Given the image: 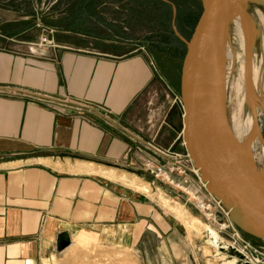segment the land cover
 Wrapping results in <instances>:
<instances>
[{
	"label": "crops",
	"instance_id": "0c3cea01",
	"mask_svg": "<svg viewBox=\"0 0 264 264\" xmlns=\"http://www.w3.org/2000/svg\"><path fill=\"white\" fill-rule=\"evenodd\" d=\"M22 18H0V264H45L81 238L145 255L138 244L150 228L162 238L158 264H176L175 217L76 162L152 178L142 161L181 144L179 98L168 105L148 95L158 72L142 46L64 28L44 35ZM61 235L69 244L60 249Z\"/></svg>",
	"mask_w": 264,
	"mask_h": 264
},
{
	"label": "rangeland",
	"instance_id": "374dc122",
	"mask_svg": "<svg viewBox=\"0 0 264 264\" xmlns=\"http://www.w3.org/2000/svg\"><path fill=\"white\" fill-rule=\"evenodd\" d=\"M159 1L0 0V18L14 15L15 17H23L21 20L23 22L29 21V17H33L35 26L44 35L61 28L77 32L69 26L78 19L82 22L79 26L80 31L85 30L97 35L110 36L115 40H124L129 44L127 47L142 46L158 72V76L149 88L148 95L152 96L155 102L160 103L163 101L168 105L172 101L173 94L175 99L179 98L180 113L178 115V112H176L175 116L173 115L175 118L173 121L178 131L175 130L179 132L181 144L178 143L177 149L172 150L185 153L180 135L182 109L179 94V76L182 58L186 49L185 43L189 39L200 15L202 3L201 0H167L166 4L171 5L173 7L171 8V6L168 7L169 5L161 3V0ZM243 5L253 19V31L249 44L241 50L236 47V37L232 28H230L228 34L229 48L233 49L236 56L234 61H230L231 76L227 86L228 90H226V112L229 125L232 123L239 124L237 131L239 129L246 130V120L253 113L247 94L251 89V83L246 76V71L250 66H252V69L255 67V71L253 70L251 73L255 93L257 96L264 98V5L258 0H244ZM88 25H92L93 29H88ZM145 96H147V93ZM255 108L254 118L259 126L263 142L258 138L253 140L255 147L253 165L257 171H262L264 167L262 159L264 110L259 106ZM164 127L167 128V126ZM164 139L165 142L167 136ZM121 171L124 170L118 172ZM132 173L149 183V194L142 193L164 213L175 217L158 200L159 193L167 198L169 202L176 200L182 203L191 214L200 218V212L192 204L185 203L182 192L168 186L165 187L156 181H152V178L142 176L135 171H132ZM191 177L193 176L191 175ZM176 194L179 197L176 198ZM183 195L185 196V194ZM175 219L181 230L177 236L180 239L177 241L179 243L178 249L173 256L181 255L179 258H174L176 264H223L221 257L210 254L208 249L205 250V237L202 234L201 236L197 235L194 231L188 233L180 220L176 217ZM238 230L241 237L249 243L253 251H264L263 238L246 233L240 228ZM141 241L138 247H145V255H142L141 249L139 250L137 247L130 249L104 246L93 244L90 241L84 246L78 247L75 246L76 242L74 241V245L70 248L72 250L68 254L64 256L57 255V258L52 257L50 261H45V264H146L149 263L148 261L158 264L161 258H159L157 247L162 241L161 235L150 228L143 234ZM211 250L213 249L211 248ZM146 255H148V259ZM227 255L229 256L228 259L231 255H235V252L228 248Z\"/></svg>",
	"mask_w": 264,
	"mask_h": 264
},
{
	"label": "water",
	"instance_id": "95a60500",
	"mask_svg": "<svg viewBox=\"0 0 264 264\" xmlns=\"http://www.w3.org/2000/svg\"><path fill=\"white\" fill-rule=\"evenodd\" d=\"M202 10L186 41L179 76L180 135L209 192L218 197L233 223L264 239V183L243 159L229 126L223 72L233 7L250 13L236 0H201ZM264 5V0L261 1ZM209 72L204 89L199 74ZM69 244L61 235L59 248Z\"/></svg>",
	"mask_w": 264,
	"mask_h": 264
},
{
	"label": "bare ground",
	"instance_id": "6f19581e",
	"mask_svg": "<svg viewBox=\"0 0 264 264\" xmlns=\"http://www.w3.org/2000/svg\"><path fill=\"white\" fill-rule=\"evenodd\" d=\"M236 1H238V3H240L242 6H244L243 5L244 0H236ZM258 1L261 2L262 0H258ZM229 27L232 28L233 33L236 37V42H237L236 47H239L241 50H243V48L247 44H249L250 38L252 37V31H253L252 17L249 16L247 13H245L244 10H242V8L234 6L232 17L229 23ZM235 56H236L235 52L233 51V49L229 48V44L227 41L226 49H225V60H226L227 68L223 72V81L225 85V91L228 90L227 86H228L230 76H231L230 61L232 60L234 61ZM254 68L255 67H253L252 69V66H250L246 71V76L249 78V82L251 83V86H252L251 87L249 85L251 89L249 90V93L247 94L250 99L249 101H250V105H251L252 112H253L251 116L246 120L247 121L246 130L242 131L239 129V131H237V128L239 127L238 123H232L229 126L232 130V133H233L236 145H237V149L241 157L246 160V162L250 165V167L255 172V174L258 176V178L264 183V167L262 171H257L253 165V158L255 156V147H254L253 140L255 138H258L263 142L259 126L257 125L255 118H254L255 109H256L255 107L259 106L262 108V110H264V98L263 97L261 98L256 95L255 90H254L255 86H253L254 85V82L252 79L253 77L251 78L252 76L251 73L254 70ZM198 74L200 75L199 80L202 86L204 87V89H209L211 85V79H210L209 72H205V73L202 72V74L200 73ZM233 80H235V78H233ZM262 159L264 162V147L262 149ZM76 164L79 167V169L80 167H84L85 169L96 171L108 177L118 179L122 181L123 183H126L130 187L134 188L137 191L145 192L148 194L150 192L149 183L146 181H143L142 178L138 177L137 175L133 173L129 174V172L127 173L125 171L118 172L116 169H113L111 167H103L101 165H95L93 163H87V162H82V161L76 162ZM190 192L192 193V191ZM158 200L161 202V204H163L164 207H166V209L169 212H171L178 220H180V222L184 225L188 233L194 231L197 233V235L199 234L201 236L202 234V236L205 237V244H206L204 246L205 250L208 249L210 251L209 252L210 254H213L214 256H219V258L221 257V259L223 260L222 262L223 264H234L236 260L235 255H231V257L227 259V257H229L227 255L229 244L227 243L226 240L222 239L218 235L217 231L211 225L201 220L198 216L191 214L182 205V203L176 200H173V202H169V200L165 198L164 196H162L161 193L158 194ZM79 242H80L79 246L80 245L84 246L89 241L84 238L83 239L81 238ZM211 248L213 250H211ZM213 251L214 253H212Z\"/></svg>",
	"mask_w": 264,
	"mask_h": 264
},
{
	"label": "built area",
	"instance_id": "2783aa9c",
	"mask_svg": "<svg viewBox=\"0 0 264 264\" xmlns=\"http://www.w3.org/2000/svg\"><path fill=\"white\" fill-rule=\"evenodd\" d=\"M51 41L47 36L40 37L41 43L51 44ZM38 96L39 98L45 97L44 95ZM64 101L65 99H60V102ZM54 108L57 111L61 109L58 106ZM154 152L159 160L146 158L142 161L141 168L151 175L153 181L182 192L185 203L192 204L200 212V219L211 225L218 235L227 241L229 248L235 252L234 264H264V251H253L249 243L241 237L238 227L230 218L229 210L222 200L208 191L192 158L186 152H176L170 147H155ZM191 175L198 184V191L188 186Z\"/></svg>",
	"mask_w": 264,
	"mask_h": 264
},
{
	"label": "trees",
	"instance_id": "16d2710c",
	"mask_svg": "<svg viewBox=\"0 0 264 264\" xmlns=\"http://www.w3.org/2000/svg\"><path fill=\"white\" fill-rule=\"evenodd\" d=\"M87 3V2H86ZM89 16V15H88ZM82 24V22H80L78 19H76L74 22H72V24L69 27H73L75 31L77 32H81V33H85V34H89L90 32H86L85 30H79V26ZM88 29H93L92 25H88L87 27Z\"/></svg>",
	"mask_w": 264,
	"mask_h": 264
}]
</instances>
